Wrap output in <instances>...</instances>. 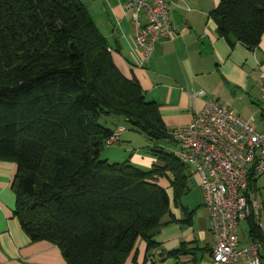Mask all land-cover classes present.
Here are the masks:
<instances>
[{"label": "trees", "instance_id": "obj_1", "mask_svg": "<svg viewBox=\"0 0 264 264\" xmlns=\"http://www.w3.org/2000/svg\"><path fill=\"white\" fill-rule=\"evenodd\" d=\"M211 17L219 34L253 48L264 0H219ZM102 116L143 134L155 162L144 169L101 158L116 129L126 130ZM169 130L116 67L80 0H0V160L16 164L13 215L31 241L56 245L66 264H124L139 239L152 249V232L192 178L160 145L173 143ZM247 221L250 240L264 242L257 221Z\"/></svg>", "mask_w": 264, "mask_h": 264}, {"label": "crops", "instance_id": "obj_2", "mask_svg": "<svg viewBox=\"0 0 264 264\" xmlns=\"http://www.w3.org/2000/svg\"><path fill=\"white\" fill-rule=\"evenodd\" d=\"M80 1L106 39L116 67L126 78L135 79L145 98L157 104L168 129L190 123L204 101L213 99L245 121L253 118L256 129L264 131L260 101L264 33L253 48L242 45L232 34H219L211 17L219 0L168 2V19L175 34L171 40L159 39L142 65L134 42V12L126 8L125 1ZM138 20L143 23L142 12ZM191 90H202L203 95L193 97ZM120 121L114 123L113 130L123 124ZM125 131L120 133L119 142L105 147L102 158L111 162L128 160L148 169L155 162L146 152L148 142L141 151H134L131 148L137 132ZM15 171V162L0 160V264H66L59 247L47 241H31L13 215L11 181ZM250 187L260 204L257 223L264 236V173L255 175ZM160 223L152 232L154 247L147 250L146 243L139 239L124 264H206L210 260L214 239L209 211L197 190L189 191L177 204L171 203ZM248 230V221L238 224L240 245L251 241ZM175 249H180L176 256L167 255ZM259 253L264 264V242Z\"/></svg>", "mask_w": 264, "mask_h": 264}, {"label": "built area", "instance_id": "obj_3", "mask_svg": "<svg viewBox=\"0 0 264 264\" xmlns=\"http://www.w3.org/2000/svg\"><path fill=\"white\" fill-rule=\"evenodd\" d=\"M134 12V42L139 49L140 65L147 62L159 39L171 40L175 34L168 19V2L186 0H124ZM144 21L138 20L139 13ZM193 97L202 90H191ZM264 111V74L260 83ZM125 128L119 126L107 146L119 140ZM174 155L192 168L209 211L214 246L206 264H261L260 243L240 245L238 224L250 217L257 221L259 202L251 189V178L264 173V131L241 119L213 99L204 101L190 123L169 130Z\"/></svg>", "mask_w": 264, "mask_h": 264}, {"label": "rangeland", "instance_id": "obj_4", "mask_svg": "<svg viewBox=\"0 0 264 264\" xmlns=\"http://www.w3.org/2000/svg\"><path fill=\"white\" fill-rule=\"evenodd\" d=\"M120 120L122 121L123 118L116 117V116H102L100 118L99 122L101 124H103V125H106V126L112 128L114 123L116 121H120ZM122 122H123V124L126 127V131L125 132L132 133V129H130V125L127 122H125V121H122ZM254 124H256V122H254ZM146 143H147L146 137L143 134L136 133L134 135V137H133V146H132L131 149H133L134 151H141L144 148V146L146 145ZM160 145H162V147H164L167 151H173L174 148L176 147L175 144H173L171 142H168V141H162V142H160ZM105 147L103 148V150L105 149ZM101 158H102V152H101ZM190 169H192V168H190ZM160 183L163 186H167V182L164 179H161ZM190 187H191L190 191L192 193H194L195 190H197L199 192V195H200V197H201V199L203 201L202 191H201V189H200L199 185L197 184V181H196V179L194 177L190 179ZM243 228H245L244 229V234H246V223L245 222L243 223ZM245 239H246V237H245Z\"/></svg>", "mask_w": 264, "mask_h": 264}]
</instances>
